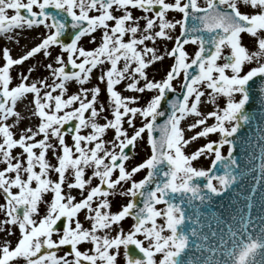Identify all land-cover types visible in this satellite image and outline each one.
<instances>
[{
	"label": "snow or ice",
	"instance_id": "6c2138e0",
	"mask_svg": "<svg viewBox=\"0 0 264 264\" xmlns=\"http://www.w3.org/2000/svg\"><path fill=\"white\" fill-rule=\"evenodd\" d=\"M241 6L254 11L242 12ZM135 11L142 14L134 15ZM169 12L180 14V19H169ZM38 26L46 29L40 43L18 58H13L7 46L0 49L5 61L0 66V195L5 201L0 203V233L5 234L0 242V264H119L121 256L125 264H226L214 259L217 249H224L219 244L213 247L215 234L205 233L202 227L207 224L210 229V221L219 217L202 215L200 209L228 193L229 203H234L243 195V181L252 171L250 164L234 153L241 130L253 120L246 105L252 98L250 82L254 79L260 111L264 112V0H206L203 7L198 0H0V35ZM177 26L180 33L173 37ZM66 32L68 42L63 39ZM97 32L98 46L86 49L80 43L82 38L88 36L89 43H95ZM245 34L253 38L254 50L242 42ZM161 38L174 40L167 51L174 63L166 78L155 80L149 78L147 69L163 56L149 43ZM188 44L197 46L191 58L185 49ZM53 45L59 46L61 53L44 65L50 81L38 77L27 82L35 71L30 67L18 73L20 82L10 87L14 65L42 50L50 57ZM121 59L123 66L118 68ZM105 60L110 62L106 70ZM220 60L224 62L218 63ZM252 62L256 66L244 72L245 64ZM69 63L72 71H66ZM94 69L99 71L98 83L85 87ZM181 73L183 80L177 91L173 81ZM73 81L78 83V91L68 94L67 86ZM122 81L126 82L124 91H153L154 95L141 105L140 95L117 90ZM102 92L109 97L107 104L100 100ZM168 92L174 96L168 97ZM28 94L39 123L22 129L16 138L13 125L7 121L11 116L19 117L15 106ZM220 97L225 99L224 106L219 104ZM202 103L213 104L214 110L201 112ZM190 115L197 119L182 126ZM159 118L163 119L158 122ZM209 118H214V123L208 124ZM71 121L77 123L65 127ZM82 129L90 131L82 134ZM108 130H114L111 140L104 138ZM157 131L159 136L154 135ZM186 131L193 134L186 137ZM213 133H219L218 141H209L190 154L184 151L197 138ZM145 135L151 154L129 170L125 161L133 153L126 150L130 146L134 150ZM225 145L227 155L221 151ZM17 146L21 151L14 154ZM260 151L264 157V140L260 141ZM49 152L56 163L48 158ZM205 154H214L212 166L206 170L195 167L193 162ZM37 165L39 171L35 170ZM218 165L220 173L215 171ZM259 167L264 180V159ZM86 169L91 170L90 175ZM141 169H147V175L136 181L133 176ZM116 170L118 175L113 178ZM52 173L57 174L56 179L51 178ZM202 178L206 181L203 184L199 182ZM94 179H98L95 185ZM121 182H130V187L119 194L131 199L112 212L108 196L118 185L123 187ZM74 188L80 191L81 199L72 195ZM48 193L52 196L45 199ZM101 197L93 206L94 198ZM246 199L252 207L253 197ZM161 204L164 207L158 208ZM82 210L83 220L78 218ZM126 217H132L134 223L125 232L120 222ZM62 218L67 223L61 228L57 222L63 224ZM157 218L163 222L158 223ZM232 219L240 225L252 223L251 217L245 221L243 215ZM84 221L91 226L84 227ZM188 221L196 226H189ZM260 227L264 228V223ZM15 230L20 235L13 247L7 237ZM98 230L106 231L101 235ZM192 238L198 243L193 244ZM83 242L93 247L81 251L78 245ZM66 245L70 251L58 255L60 246ZM129 246H135L137 253H131ZM193 246L201 251L199 258L191 253ZM257 248H264V231L258 237L241 236L227 250V264H253L250 254ZM157 254H161L158 261Z\"/></svg>",
	"mask_w": 264,
	"mask_h": 264
},
{
	"label": "rangeland",
	"instance_id": "374dc122",
	"mask_svg": "<svg viewBox=\"0 0 264 264\" xmlns=\"http://www.w3.org/2000/svg\"><path fill=\"white\" fill-rule=\"evenodd\" d=\"M26 2V0H25ZM198 3L200 6H206V0H198ZM34 10H38V9H34ZM242 12H246V13H251L254 10L251 9L250 7H244L241 6L240 9ZM11 14V13H10ZM90 14H95V12H92ZM142 11H135L134 15H141ZM150 15V14H149ZM168 18L172 19H180V14L176 13V12H169L168 13ZM141 24H143V21H141ZM25 31V34H21L22 31ZM23 30H16L12 33L9 34H3L0 35V49H2L4 46H9L11 43H13V50L18 51L17 55H22L24 54L26 51H28L32 46H35L36 44L40 43L41 38L43 36V34H45L46 29L43 26H38V27H33L32 29H23ZM33 30V34H29L28 31ZM180 33V27L177 26L173 31H172V35L173 37L179 35ZM95 35L97 36V41L95 43H89V39L90 37L85 36L84 38H82L81 40V44H83V46L88 49H94L95 47L98 46L99 44V37H100V33L97 32L95 33ZM12 36L13 39L9 40L8 37ZM124 39L127 41L128 36H125ZM18 41V43H17ZM30 42L28 43L30 46H25L26 42ZM248 48L249 50H254V45H253V38L246 35L244 36V39L242 41ZM149 46H155L157 48L158 54L163 56V59L154 62L153 64H151L147 71H148V75L149 78L155 79V80H161L166 78V73L170 70V67L172 66V64L174 63L173 58H170L167 55V51L170 50L173 46H174V40H166V39H158L155 42H150ZM141 47V46H138ZM197 46L196 45H189L186 46L185 49L186 51L189 53L190 58H191V54L196 50ZM10 49V48H9ZM49 51L51 52V56L50 57H45L43 54V50L41 51V53L36 54L33 58H29L27 61H24L21 65H14L11 69H10V75L12 76V80L10 82V87L17 85L20 80L18 77V73L21 72H27V70L30 67H34L35 71H33L30 74L29 77V81L27 82H31L32 80L38 78V77H42V78H46L49 79V81L51 80V78L49 77V71L44 67V65H46L47 63L51 62L53 60V58L57 55L61 53V49L59 46L53 45L50 46ZM224 52L227 53L228 49L225 48ZM10 54H11V49H10ZM64 59L67 62V54L64 53ZM82 59V58H81ZM103 59V58H102ZM77 62H80L79 60ZM190 62V61H189ZM223 60L218 61V63H223ZM5 63L4 59L2 58V53H0V66H2ZM54 66H58V65H54ZM123 66V59H121V61L118 62L117 67H122ZM256 66L255 62L252 63H246L244 66V72H247L248 70H250L251 67ZM110 67V62L105 60L104 61V68L105 70ZM227 74H231V70H226ZM99 75V71L98 69H94L93 72L90 74V82L86 83L84 86L91 88L93 85H96L98 83L97 81V76ZM183 80V73L181 74V76L173 81V85L176 87L177 91H180L179 85L181 84ZM143 81H141L142 83ZM126 82L122 81L120 85H117L116 88L117 90H120L123 92L124 95H140L141 99L139 101V104L143 105L145 104L148 99L154 95L153 91H146L144 94H139V93H133L131 91H124V84ZM100 87L103 89L105 86L103 83H100ZM58 91V90H57ZM78 91V83L73 81L70 82L67 86V92L68 94H73L75 92ZM205 91H210L205 89ZM90 98V96H89ZM237 99H239V96H237ZM100 100L104 101L105 104L108 103L109 101V97L102 92L100 94ZM32 101V95L28 94L27 95V99L22 101V102H18V103H22L23 107L18 109V103L15 106L14 111L19 113V117L17 116H11L9 117V120L7 121L9 124L13 125V132H14V137L18 138L20 131L22 129H25L27 127H35L36 125H38L39 123V118L37 115H34V107L31 105ZM219 104L221 106H224L225 104V99L223 97L219 98ZM199 109L201 112L206 113L208 111H212L214 110V105L211 103H202L199 106ZM61 115L63 114V112L60 113ZM85 115L87 116L88 113H85ZM105 116H108V113L104 114ZM108 118H111L110 116H108ZM195 119H197V117L195 115H190L189 117H186L184 121H182V126L186 125L187 123H190L192 121H194ZM101 123H104L105 121L103 119H100ZM71 123H73V125L75 123H77V121H71ZM208 124L214 123V118H209L207 121ZM136 124L137 126H139L141 124V118L138 116L136 118ZM125 128H127V124L124 125ZM199 130V129H197ZM88 131H90L89 129H82V134H86ZM129 133H131V129H128ZM193 133L190 131H186L185 132V136H191ZM114 136V130H108L106 131L105 134V139L107 140H111ZM40 137H37V139H39ZM220 138L219 133H213V134H209L208 137L206 138H197L194 142L190 143L189 145L185 146L184 151L187 154H190L191 152H193L195 149H197L198 147L208 143L209 141H218ZM146 135L144 137V139L139 140L136 148L133 150V155L131 156V159L128 160L125 164L127 166V168L130 170L133 166L138 165L139 163H142L146 158H148L151 154V149L150 146L146 143ZM68 143L71 144V138L67 137ZM21 149L17 146V148L14 150V154L20 152ZM222 154L226 155L227 151H228V147H223L221 149ZM48 158L52 160V163H56V161L54 159H52V154L51 152L48 153ZM214 159V154L212 155H201L196 161L193 162V165L197 168H203V169H208L211 167L212 165V160ZM0 167H2V165H0ZM36 171H39V166L37 165ZM86 173L88 175L91 174V170L90 169H86ZM118 175V170H116V172H114V176L113 178H115V176ZM147 175V169H141L139 172L135 173L133 176V179H135L136 181H139L141 179H143L145 176ZM51 178L52 179H56L57 178V174L52 173L51 174ZM98 183V179H94L93 180V185ZM123 187H120L119 185L117 186L115 192L113 194H110L108 196V199L111 203V208L110 211L112 212H116L120 210L121 205H125L131 198L129 196L126 195H120L119 193L121 191L126 190L128 187H130V182H121ZM35 186V182H33V185ZM13 191H18V189H13ZM65 192H67V188L64 189ZM86 195V193H84ZM72 195H74L76 197L77 200L81 199V193L78 189H73L72 190ZM52 196L51 193H48L44 198L45 199H50ZM101 198H94L93 201V206H96V204H98L100 202ZM0 203H5L3 196L0 195ZM158 208H163L164 205H160L157 206ZM41 211L43 212V206L41 207ZM103 211V209H102ZM0 216H2V213H0ZM78 218L83 220L84 219V210H82L80 213H78ZM157 222L158 223H162L163 222V218H157ZM67 223V222H66ZM121 226L123 227V229L126 231H128L131 227V225L134 223L133 219L130 217H126L123 221L120 222ZM90 222L89 221H84V227H90ZM106 230H98L97 234H103V232ZM112 234H115V229H113ZM164 234H169L168 232H165ZM19 232L18 230H15L14 234L11 236H8L7 239L11 242V245L14 247L15 243L17 242V239L19 237ZM138 238L143 239L142 235L138 234ZM5 239V234L4 233H0V242H2ZM147 243V242H145ZM78 247L81 249V251H88L90 250L93 246L88 243V242H83L81 245H78ZM67 245L66 246H60V250L58 251V255H64L67 254ZM121 252H123V248H121ZM161 258V254H157L156 259L157 261ZM20 264H22V262H20ZM82 264H88V262H83ZM119 264H125V260L124 258L121 256L119 258Z\"/></svg>",
	"mask_w": 264,
	"mask_h": 264
},
{
	"label": "water",
	"instance_id": "95a60500",
	"mask_svg": "<svg viewBox=\"0 0 264 264\" xmlns=\"http://www.w3.org/2000/svg\"><path fill=\"white\" fill-rule=\"evenodd\" d=\"M49 11L54 12L55 10L49 9ZM68 31H70V29ZM63 39L68 42L69 36L67 32ZM72 70L73 69L71 68V64L68 65L66 71ZM75 70L78 71V69ZM178 78L179 77H177L176 79ZM250 84L252 85L254 90L252 92V98L250 99V102L246 105V109L249 113L252 114L253 120L250 125H246L241 130L238 137L239 142L234 153L235 155H237L239 160L248 162L252 168V171L248 173L247 180L243 181L245 185L243 189V195L236 197L234 203H229L228 197L230 196V193H228L225 194L224 197L216 198L212 205H206L200 209L202 215L211 213L214 216L219 217L218 221L216 219H212L210 221V229L207 224L203 225L202 227L205 233H208L210 235L215 234V238L212 240L213 247L219 244L220 248L224 249L223 252L217 249L214 259L218 261H225L226 264L229 260L227 250L231 249L233 247V244L241 239V236H243L245 239H247L248 236L258 237L261 231H264V228L260 227V225L264 223V211L261 210V204L264 203V199H262V197H264V180L260 178L261 173L259 167L262 159H264L260 151V141L264 140V133H262L261 131V129H264V112L260 111L261 99L258 98L259 93L255 91L256 79H254L253 82H250ZM167 95L171 98L174 96V93L168 92ZM162 119L163 118H159L158 122H160ZM70 126L71 124H68L65 127ZM154 135L159 136V131L154 133ZM126 151L132 152L131 146ZM215 171L217 173H220L222 169L218 165ZM253 176H255L256 179H253ZM199 182L203 184L206 181L202 178ZM234 186L238 187V185ZM101 187L106 188L107 186L102 185ZM248 195H251L253 197L251 201L252 207H248L249 201L246 199ZM194 203L199 204V201H194ZM240 215L244 216L245 221H247L248 218L251 217L252 223H245L243 225H240L234 222L232 217L238 218ZM186 223L189 226H196L192 223V221H188ZM57 224L59 227H62V223L60 221L57 222ZM192 239L193 244L198 243L195 238ZM129 247L131 253H137L135 246ZM190 251L196 256V258H199L202 254L201 251L196 249L194 246ZM207 254V250L205 249L203 255L206 256ZM250 259L253 264H264V248L255 249L254 255L250 254Z\"/></svg>",
	"mask_w": 264,
	"mask_h": 264
},
{
	"label": "bare ground",
	"instance_id": "6f19581e",
	"mask_svg": "<svg viewBox=\"0 0 264 264\" xmlns=\"http://www.w3.org/2000/svg\"><path fill=\"white\" fill-rule=\"evenodd\" d=\"M28 33H29V34H33V30L28 31ZM21 34H22V35L25 34V31L23 30V31L21 32ZM28 43H30V42H29V41L26 42V43H25V44H26L25 46H30ZM12 47H13V43H11V44L8 46V48L11 49V55L13 56V58H18V57H19V55H17V54H18V51L13 50ZM30 47H31V46H30ZM32 47H33V46H32ZM22 107H23V104H22V103H18L17 108L20 109V108H22ZM54 238H55V237H54Z\"/></svg>",
	"mask_w": 264,
	"mask_h": 264
}]
</instances>
